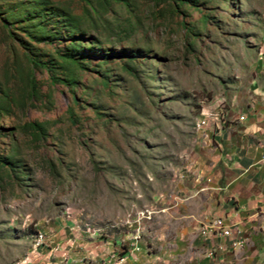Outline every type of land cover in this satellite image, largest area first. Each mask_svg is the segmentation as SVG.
Listing matches in <instances>:
<instances>
[{
  "label": "rangeland",
  "instance_id": "rangeland-1",
  "mask_svg": "<svg viewBox=\"0 0 264 264\" xmlns=\"http://www.w3.org/2000/svg\"><path fill=\"white\" fill-rule=\"evenodd\" d=\"M0 264H264V0H0Z\"/></svg>",
  "mask_w": 264,
  "mask_h": 264
},
{
  "label": "built area",
  "instance_id": "built-area-1",
  "mask_svg": "<svg viewBox=\"0 0 264 264\" xmlns=\"http://www.w3.org/2000/svg\"><path fill=\"white\" fill-rule=\"evenodd\" d=\"M227 222L229 220H217V223H207L206 221L200 226V234L207 241L211 239H228L241 234L239 227L227 229Z\"/></svg>",
  "mask_w": 264,
  "mask_h": 264
},
{
  "label": "crops",
  "instance_id": "crops-1",
  "mask_svg": "<svg viewBox=\"0 0 264 264\" xmlns=\"http://www.w3.org/2000/svg\"><path fill=\"white\" fill-rule=\"evenodd\" d=\"M231 216V219L227 218L231 223L237 225V227H239V229L241 230V234L242 231H244L245 228H248L246 227V224H249V225H256L255 223H253L251 220L252 219H244V218H241L239 214L234 215V214H230ZM251 235H254V236H257L258 239H260V232H257V233H254L252 232Z\"/></svg>",
  "mask_w": 264,
  "mask_h": 264
}]
</instances>
